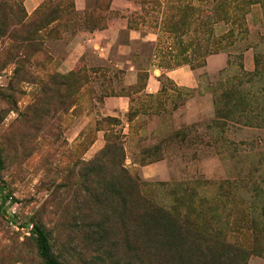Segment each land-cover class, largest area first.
Here are the masks:
<instances>
[{
  "label": "rangeland",
  "instance_id": "rangeland-1",
  "mask_svg": "<svg viewBox=\"0 0 264 264\" xmlns=\"http://www.w3.org/2000/svg\"><path fill=\"white\" fill-rule=\"evenodd\" d=\"M26 1L0 0V194L10 196L0 208V264H43L32 224L44 228L53 253L64 264H168L172 251L155 242L159 249L151 256L146 251L148 229L132 228L124 199L133 190L124 169L145 183L144 192L158 206L174 209L180 223L190 216V223H184L190 227V244L209 246L205 240L210 237L203 238L200 227L213 222L210 215L209 220L203 216L215 199L222 219L216 225L220 229L214 230L222 240L211 243L230 251L226 255L233 260L222 259L220 264L243 263L244 253L235 246L248 253L256 249L243 264H264V74L253 80L246 75L255 69V56L264 57V7L251 8L249 33L236 30L239 40L222 52L227 66L209 76L199 67L204 48L201 59L192 60L194 43L200 39L204 45L211 35L219 39L233 27L224 22L209 25L211 0H129L137 7L130 26L141 38L131 56L118 58L114 52L106 67L110 74L94 77L88 68L64 74L60 67L66 43L86 27V17L95 24L100 11L78 12L75 0H44L39 15L60 3L68 26L54 24L41 34L33 23L22 22L33 16ZM109 1L99 0L98 6L106 7ZM185 1L196 9L187 13L189 21L206 22L182 33L171 28L181 18L178 7ZM89 3L92 6L93 0ZM128 57L143 70L161 72L185 61L196 64L200 89L211 95L213 110L201 116L189 113L188 124L177 118L173 112L186 96L163 78L167 92L149 115L138 120L139 112L122 120L103 118V98L121 93L113 86L121 82L115 63ZM226 91L235 93L240 110L222 104L219 118L215 102ZM99 135L102 146L95 148ZM165 159L166 180L145 177L141 167ZM134 197L138 200V194ZM134 221L140 219L134 216ZM26 224L29 228L21 226Z\"/></svg>",
  "mask_w": 264,
  "mask_h": 264
},
{
  "label": "trees",
  "instance_id": "trees-1",
  "mask_svg": "<svg viewBox=\"0 0 264 264\" xmlns=\"http://www.w3.org/2000/svg\"><path fill=\"white\" fill-rule=\"evenodd\" d=\"M98 1L96 0V4L94 8H91L88 11L95 12L100 11L101 16L96 21L95 24L92 25L90 20L88 21V18L86 17V20L84 21V29L93 31L96 28L103 29L107 26V18L109 15V10L111 6V2L113 0L109 1V4L106 7L101 8L98 6ZM44 3V2H43ZM42 3V4H43ZM185 6L181 8V6L178 7V11L181 12L180 19L175 20V22L172 24L174 31L178 32H184L187 28L190 29L194 25L196 28L197 26L201 25V23H205L203 20L195 19L193 18L192 21H189V18L191 17L187 13H190V11H195V7H193L191 2L185 1ZM42 4L33 11V16L31 17L28 15L26 16L22 22L23 23H33V28H37V33H43V31H46L48 27L54 25V24H61L60 27H67L68 22L63 21V7L60 3L54 6L51 11L45 13L43 16L39 15V9L42 7ZM170 4V2H169ZM211 7L208 10V20H210L209 25L213 27L215 24L219 22H224L227 25L233 26L225 35H222L221 38L217 39L215 36L211 35L204 43L202 44V41L199 39L195 41V48L193 51V59L195 61H199L201 58L199 55L202 53L201 49L204 48V54L202 56V66H199L200 68H203L207 65V58L214 54H219L222 52H225V49L228 47L234 46L239 40V33L245 35V33L248 32V28L246 27V18L248 13L251 11V8L255 5H261L264 7V0H211ZM171 6V5H170ZM169 6V7H170ZM104 12V13H102ZM31 19V20H30ZM30 21V22H28ZM90 26L87 27V26ZM129 27L130 26L129 23ZM236 30H238L236 32ZM213 33V30H212ZM28 40H31V31L28 32ZM244 37V36H242ZM226 42V43H225ZM225 43V45H223ZM200 58V59H199ZM240 58V67L244 70V54L239 55ZM255 69L252 72H247L246 75L248 76L249 80H253L255 77L262 76L264 74V57H260L259 55L255 56ZM79 63H82L81 65H78L74 71H72V74H76L82 70V68L86 67V60L83 58ZM189 65L192 69H197L195 67L196 64H192L191 61H185L177 67ZM171 69H174L171 67ZM89 73V72H88ZM71 75V74H70ZM90 75V74H89ZM149 78V73L146 70H143L139 73V79L138 84L135 86L136 89L142 90L147 83V80ZM163 78H166L164 74L161 75L160 80L163 83L161 94H164L167 92V87L165 83L163 82ZM169 80V79H168ZM171 82V81H170ZM172 87H175L173 83L171 82ZM87 86V83H85ZM85 86V87H86ZM133 87V88H135ZM131 88V89H133ZM177 90V88H175ZM116 94H122L116 93ZM111 93L110 95H116ZM107 95V96H110ZM235 93L232 95L229 94L228 91L222 93L215 102L216 105V113L219 118L222 117L224 114L222 104H226V107L231 108L234 112H237L240 110V106L238 105V100H233ZM131 112L129 113V115ZM221 116V117H220ZM111 118V117H106ZM2 169V161L0 159V171ZM124 169V174L128 176V179L131 181V188L132 193L130 194L129 198L126 200L124 199V205L125 210H130L131 218L130 222L132 224L133 229H148V233L145 235L146 242L152 245H147L146 251L150 253L151 256H153V252L155 249H159L158 245H154L155 242L159 243L161 246H166L169 248L170 251H172V257L171 261L168 262V264H220L222 259L230 261L231 257L227 256V253H230V251H223L221 248H219L218 245L212 246L211 242H215L218 238L221 239V233L218 235L215 233L214 229H220L216 225H218L221 222L222 214L219 212V205L218 202L215 199H211L210 202V208L208 211V214L204 215L203 217H206L209 215L210 219L213 222L205 221V226L200 227L203 233V238L208 235L210 238L205 240L209 246L207 248L200 246V244H190L191 239L188 237L190 234L189 228H186L184 225L188 222L190 216H186V220L184 223H180L179 220L180 217L177 216V213L174 212V209L166 210L163 207L158 206L153 199H151L150 195L146 194L144 192V186L145 183L142 182L139 178H131L129 177V174ZM139 186V187H138ZM222 187V186H221ZM138 194V200L136 197H134V194ZM10 199L9 195H4L1 197L0 194V208L4 206L8 200ZM2 200V201H1ZM135 201H139V206L135 207ZM222 209V208H221ZM227 210V207L223 209ZM198 213V212H197ZM202 215L203 213H198V215ZM127 215V214H126ZM134 216L136 218H139L140 221L137 223V221H134ZM225 216H228L226 214ZM162 217H166L169 220H164ZM249 221V220H248ZM252 226L256 229L258 226V222L256 220L250 221ZM193 225H197L196 223ZM22 227L29 228L30 224L21 225ZM217 227V228H216ZM259 227H261L259 225ZM163 229V230H160ZM183 229V230H182ZM186 229V230H185ZM203 229H207L206 231ZM260 229V228H257ZM182 231H187L186 235L183 234ZM32 236L36 240L37 244V250L39 257L43 264H64L60 261V259L53 253L52 245L50 242V238L48 233L38 224H32V230H31ZM165 238V239H163ZM194 240V239H193ZM172 243H168V242ZM198 242L197 240H194ZM163 242V243H162ZM229 244V243H228ZM230 247V245H228ZM252 250V249H251ZM256 250V249H254ZM252 251V253L248 250H243L239 248L238 246H235L236 252H242L244 253V257L242 262L245 263L249 259L251 255H255L256 253ZM136 252V251H135ZM138 253V252H136ZM157 256V254H155ZM260 255V254H257ZM233 262V260H231ZM242 263V264H243Z\"/></svg>",
  "mask_w": 264,
  "mask_h": 264
},
{
  "label": "crops",
  "instance_id": "crops-1",
  "mask_svg": "<svg viewBox=\"0 0 264 264\" xmlns=\"http://www.w3.org/2000/svg\"><path fill=\"white\" fill-rule=\"evenodd\" d=\"M43 2L44 0H27L26 5L32 13ZM95 4L96 0H93L92 6L89 0H75V8L78 12H86L94 8ZM135 10H137V7L132 1L113 0L105 28H96L93 31L82 29L79 34H75L66 43L67 53L62 60L60 71L64 74L73 71L81 59L84 58L86 60V67L89 69L88 72L93 74L94 77L105 73L110 74L111 72L107 71L106 67L107 64H112L114 52H118V58L122 56L121 54L131 56L133 46L141 38L136 29L129 27L130 17ZM91 54L97 59V62L93 63L90 60L92 58ZM227 64V55L219 53L209 56L207 58V65L202 69L209 76H214L221 72ZM115 67L119 69L117 72L120 74L119 79L121 82H114L113 86L115 90L120 89L123 93L103 98L100 108L103 118L111 117L122 120L127 119L130 112H139L138 115L136 114V119L138 120L142 116L149 115L153 111L154 105L158 104L159 96L162 95L161 89L163 83L160 80L162 74L173 83L175 88L181 92V95L183 94L182 96H186V98L180 101L179 107L173 112L177 118H183V121L188 124L189 113L195 112L201 116L209 114L213 110L212 104H210L212 103L211 95L208 93L204 94L201 91L197 69H192L189 65L177 67L166 72H161L158 69H146L149 73V78L142 90L136 89L135 86L138 84L139 73L143 69L131 57H128L125 62L115 63ZM249 71L253 70L249 69ZM98 86L100 88V85ZM123 90L127 93H124ZM199 101L201 102V106ZM205 104H207V108ZM94 146L95 148L102 146L100 135ZM167 160L148 164L141 167V170L149 180L150 178L166 180L164 168L165 164L169 163Z\"/></svg>",
  "mask_w": 264,
  "mask_h": 264
}]
</instances>
